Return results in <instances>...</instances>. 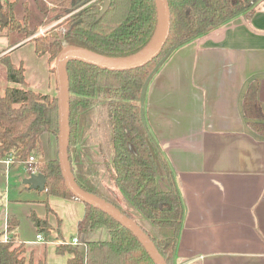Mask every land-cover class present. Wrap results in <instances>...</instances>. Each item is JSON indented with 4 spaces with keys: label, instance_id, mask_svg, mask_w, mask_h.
Segmentation results:
<instances>
[{
    "label": "trees",
    "instance_id": "16d2710c",
    "mask_svg": "<svg viewBox=\"0 0 264 264\" xmlns=\"http://www.w3.org/2000/svg\"><path fill=\"white\" fill-rule=\"evenodd\" d=\"M105 1L36 0L43 24H54L32 38L36 54L48 56L51 73L56 74L55 60L67 47L118 59L130 58L147 48L159 24L156 0H111L100 16ZM167 1L170 34L152 62L127 70H108L81 61L67 64L69 159L74 178L83 190L130 216L148 234L167 264H178L185 202L170 160L143 125L142 88L160 60L166 61L174 50L213 27L238 16L251 19L262 0ZM1 3L0 35L16 31L28 38L36 32L17 18V0ZM29 14L27 6L25 22ZM0 62L7 67L9 81L5 94L0 95V161H10V167H15L29 163L31 156H43L44 132L59 138V93L33 89L26 80L24 62L15 63L10 52L1 55ZM243 112L250 128L264 136L258 80H253L245 92ZM34 166L47 178L48 195L79 199L66 183L59 158L37 160ZM84 203L78 234L104 226L110 239L88 241L86 252L77 244L61 242L57 252L69 253V264H156L131 229L95 205ZM48 210L52 211L49 206ZM31 219L38 232L48 238L52 229L48 218L33 211ZM19 225L18 218L9 216L7 229L0 231V264H46L45 257L27 255L26 243L18 238Z\"/></svg>",
    "mask_w": 264,
    "mask_h": 264
},
{
    "label": "crops",
    "instance_id": "0c3cea01",
    "mask_svg": "<svg viewBox=\"0 0 264 264\" xmlns=\"http://www.w3.org/2000/svg\"><path fill=\"white\" fill-rule=\"evenodd\" d=\"M12 33L19 35L7 40L0 56L10 52L15 63L23 61L26 80L36 91L57 94L59 81L48 56L36 54L32 37ZM253 80L259 81L264 109L262 2L251 19L238 16L174 50L149 83L146 122L171 162L186 207L178 264H264V136L250 128L243 112ZM8 84L7 67L0 62V95ZM42 143L44 154L37 160L58 159V138L44 132ZM10 164L0 161V172L8 174ZM26 164L29 177L31 164ZM30 189L34 197L24 207L9 201L0 210V231L7 229L9 216L19 219L18 238L27 255L45 257L46 264H69L70 254L57 252L61 242L76 239L86 252L88 241L110 237L104 226L78 234L82 200ZM33 211L48 218V238L38 232Z\"/></svg>",
    "mask_w": 264,
    "mask_h": 264
},
{
    "label": "water",
    "instance_id": "95a60500",
    "mask_svg": "<svg viewBox=\"0 0 264 264\" xmlns=\"http://www.w3.org/2000/svg\"><path fill=\"white\" fill-rule=\"evenodd\" d=\"M111 0H106L103 6V9L100 13V16L103 15L110 5ZM158 13H159V24L157 31L150 42L157 37V40L153 46V48L143 57L129 62H107L104 61L96 56H94V52L82 49L79 47H67L57 56L55 60V67L56 73L58 76L59 81V112H60V134H59V160L61 163L62 172L66 183L73 194L78 197L83 202H88L96 207L104 210L108 214L112 215L116 218L119 222H121L124 226L131 229L134 234L140 239L143 243L149 254L152 256L156 264H167L163 255L159 252L158 248L148 236V234L127 214L122 212L116 206L111 204L110 202L106 201L102 197L83 190L76 182L70 159H69V102H70V86H69V75L67 70V64L70 61H81L91 65H95L104 69L108 70H127V69H134L138 67H142L154 59H156L160 53L162 52L171 29V13L170 8L167 0H156ZM2 8V3L0 0V9ZM149 44V45H150ZM148 45V46H149ZM147 46V47H148ZM166 58H163L159 61L156 67L153 69L151 74L148 76L147 80L145 81L142 93H141V117L143 121V125L150 136L153 139L152 133L150 132L146 118H145V100L147 89L149 86L150 81L152 80L155 73L159 70L162 66ZM46 182L47 178L43 173H32L29 177L24 180V183L29 185L32 189H39V190H46Z\"/></svg>",
    "mask_w": 264,
    "mask_h": 264
},
{
    "label": "rangeland",
    "instance_id": "374dc122",
    "mask_svg": "<svg viewBox=\"0 0 264 264\" xmlns=\"http://www.w3.org/2000/svg\"><path fill=\"white\" fill-rule=\"evenodd\" d=\"M261 2L264 3V0H262ZM27 6L29 7L30 14L29 20L25 22L24 17ZM16 8L18 14V16H16L21 21L22 25L27 26L30 29L36 30V32L31 36L32 38L36 35L44 34L48 29H50L54 25L50 24L45 26L43 24L44 17L37 7L36 0H17V4L15 5V11ZM14 34L15 33L10 32L9 34H4L3 37H0V49L5 48L7 40L10 41L11 39L12 41L14 39V36L19 35L18 33H16L18 35ZM21 35L23 34L21 33ZM27 169L28 165L25 162H22L15 167H11L8 174H3L2 172H0V185H2L3 183V186H0V210H2L6 202L9 201L13 204L22 205L24 207V205L27 204V199L34 197V193H31L33 191H31L29 185L24 183V180L27 178V175H29ZM6 178L9 182L8 185L5 182ZM6 194L8 195V197H6ZM109 239L110 237L104 240Z\"/></svg>",
    "mask_w": 264,
    "mask_h": 264
},
{
    "label": "bare ground",
    "instance_id": "6f19581e",
    "mask_svg": "<svg viewBox=\"0 0 264 264\" xmlns=\"http://www.w3.org/2000/svg\"><path fill=\"white\" fill-rule=\"evenodd\" d=\"M156 40H157V37L153 40V42L145 50H143L142 52H140V53H138V54H136L130 58H125V59L111 58V57L103 56V55H100L97 53H94L93 55L104 60V61L112 62V63L134 61V60H137V59L145 56L153 48Z\"/></svg>",
    "mask_w": 264,
    "mask_h": 264
},
{
    "label": "built area",
    "instance_id": "2783aa9c",
    "mask_svg": "<svg viewBox=\"0 0 264 264\" xmlns=\"http://www.w3.org/2000/svg\"><path fill=\"white\" fill-rule=\"evenodd\" d=\"M36 162H37V158H36L35 156H31V157H30V160H29V164H31L30 167H29V170H30L32 173H37L36 167L34 166V164H35ZM38 237H39V239H43L42 236H41V234L38 235ZM7 239H9V237H8V235H5V240H7ZM72 243H73V244H77L78 242H77L76 239H73V240H72Z\"/></svg>",
    "mask_w": 264,
    "mask_h": 264
}]
</instances>
